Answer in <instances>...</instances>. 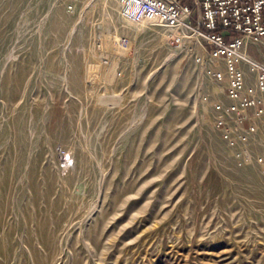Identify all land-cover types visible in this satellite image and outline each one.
Masks as SVG:
<instances>
[{"label":"rangeland","instance_id":"374dc122","mask_svg":"<svg viewBox=\"0 0 264 264\" xmlns=\"http://www.w3.org/2000/svg\"><path fill=\"white\" fill-rule=\"evenodd\" d=\"M192 44L115 0H0V264H264V127L220 137Z\"/></svg>","mask_w":264,"mask_h":264},{"label":"built area","instance_id":"2783aa9c","mask_svg":"<svg viewBox=\"0 0 264 264\" xmlns=\"http://www.w3.org/2000/svg\"><path fill=\"white\" fill-rule=\"evenodd\" d=\"M192 1L190 6L187 0H115L128 21L159 26L180 44L193 42L200 49L195 61L217 66L212 78L228 101L227 118L217 121L224 141L259 133L264 127V0Z\"/></svg>","mask_w":264,"mask_h":264},{"label":"bare ground","instance_id":"6f19581e","mask_svg":"<svg viewBox=\"0 0 264 264\" xmlns=\"http://www.w3.org/2000/svg\"><path fill=\"white\" fill-rule=\"evenodd\" d=\"M116 3V2H115ZM125 19V18H124ZM127 20V19H126ZM131 22V21H130Z\"/></svg>","mask_w":264,"mask_h":264}]
</instances>
